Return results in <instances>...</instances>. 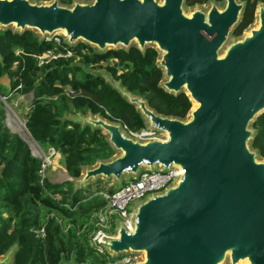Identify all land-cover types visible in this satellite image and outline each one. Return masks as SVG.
Listing matches in <instances>:
<instances>
[{
	"label": "water",
	"instance_id": "1",
	"mask_svg": "<svg viewBox=\"0 0 264 264\" xmlns=\"http://www.w3.org/2000/svg\"><path fill=\"white\" fill-rule=\"evenodd\" d=\"M244 5L223 0L221 7L210 2L186 11L184 0H89L69 6L58 0H0V27L33 31L40 41L57 34L70 46L82 42L98 52L154 48L163 75L159 86L184 92L191 102L184 119L158 115L107 79L136 106L146 126L163 133L145 141L124 135L120 124L98 115L69 116L100 129L115 151L84 167L79 178L67 175L75 188L97 179L119 181L143 164L180 171L163 192L134 206L129 230L117 222L114 236L104 240L111 257L138 254L132 264H264V159L250 147L251 124L264 112V4L256 6L254 26L230 41ZM13 248L0 264L12 261Z\"/></svg>",
	"mask_w": 264,
	"mask_h": 264
},
{
	"label": "trees",
	"instance_id": "2",
	"mask_svg": "<svg viewBox=\"0 0 264 264\" xmlns=\"http://www.w3.org/2000/svg\"><path fill=\"white\" fill-rule=\"evenodd\" d=\"M74 1L89 0L59 3L69 6ZM239 1L245 5L233 37H239L253 23L257 4H264V0ZM210 2L219 4L223 0H184V6L192 8ZM61 46L70 49L73 56L37 65L34 56L61 50ZM157 58L158 52L152 47L143 52L135 46L98 52L82 42L57 46L52 41H40L30 30L18 33L10 28L0 29V93L6 90L1 83L5 77L9 90L20 85V94H32L25 122L31 139L58 153L67 175L76 179L84 167L110 159L115 151L100 129L82 125L69 116L90 113L118 121L131 131L146 126L136 106L103 75L90 70L103 69L102 65L111 61L104 66L111 79L145 100L156 114L186 117L191 102L184 92L172 94L159 86L163 75ZM64 89L74 90L75 94L66 96ZM4 120L0 104V257L15 246L9 264H107V254L96 253L89 244L94 229L90 218L104 207L105 201L91 191V182L81 188H75L71 181L40 182L41 159L31 154L20 137L9 132ZM251 128L254 136L250 147L264 159V112ZM100 182L96 180L95 184ZM106 191L113 192L114 186ZM40 227L45 232L42 239L32 233V229Z\"/></svg>",
	"mask_w": 264,
	"mask_h": 264
},
{
	"label": "built area",
	"instance_id": "3",
	"mask_svg": "<svg viewBox=\"0 0 264 264\" xmlns=\"http://www.w3.org/2000/svg\"><path fill=\"white\" fill-rule=\"evenodd\" d=\"M43 41H52L57 46L65 43V39L60 35L45 36ZM70 46V45H69ZM62 47V46H61ZM17 51L16 53H18ZM73 52L67 47H62L61 50H48L40 55L34 56L37 60V65L44 66L51 61L59 58H71ZM21 88L19 85L14 90L8 89V94H0V104L5 112V125H18L19 116L10 107V98L13 95H18V90ZM66 96H73L74 90L64 89ZM23 98V96H19ZM26 119L22 121V126L25 127ZM116 124H120V129L124 135L145 141L155 136H161L163 133L157 130L154 126H145L139 130L131 131L128 127L118 121H109ZM56 152L50 148L48 155H43L41 159L40 169V182L46 178V169L51 161V157ZM58 155V153H57ZM125 184L114 190L113 192L100 191L97 194L105 201L103 208L94 213L89 223L94 226L93 231L89 237V244L98 254H107V264H132L136 262L140 256L138 254H126L118 257H111L104 249V240L108 237L114 236L117 222H119L125 229L129 230L133 221L134 207H130L131 204H137L153 194L163 192L168 186L176 182L180 176V171L176 166H170L168 168L155 167L150 168L147 164H143L137 172L134 174L132 171L125 173ZM58 198V197H57ZM32 233L35 237L42 239L45 236L44 228L32 229Z\"/></svg>",
	"mask_w": 264,
	"mask_h": 264
},
{
	"label": "rangeland",
	"instance_id": "4",
	"mask_svg": "<svg viewBox=\"0 0 264 264\" xmlns=\"http://www.w3.org/2000/svg\"><path fill=\"white\" fill-rule=\"evenodd\" d=\"M35 1L38 2V3H49L52 0H39V1L35 0ZM216 5L218 7H221L223 5V2L219 3V4H216ZM199 7L205 9V8L208 7V4L204 5V6H199ZM185 9H186V11H190L192 8L186 7ZM241 16L242 15H240V19H241ZM240 19H239V22H240ZM254 24H255V20L253 21L251 26H254ZM0 29H2V28L0 27ZM10 29H12V27H10ZM243 34H245V32ZM236 38L237 37H233L231 35L230 36V41H233ZM107 64H111V61H109L108 63H104L102 65L103 69H92L90 71L95 73V74H103V75H105L106 79L111 80V76L104 70V66H106ZM1 83H3L5 85V87H6V90L4 91V93H0L1 95H4V94H6L8 92V85H9L8 79L5 78V77L2 78L1 79ZM19 96H23V98L21 99V98H19ZM32 100H33V96H32L31 93H28V94H20L19 93L18 95H13L10 98L9 105L16 112V114H18L19 123H18V125H10V126L5 125V126H6V128L9 130V132L11 134H15L16 136L20 137L27 144V146L29 147L30 152H31V154L33 156H35L37 158H40L43 155H48L50 147H45V146H41V145L36 144L31 139L27 129L24 128V126L21 125L22 121L26 119L28 111L31 108ZM192 106H193V104H192ZM3 112H4V109H3ZM4 115H5V112H4ZM50 159H51V161H50L49 165L47 166L46 173H45L47 180L52 182V183H59V182L62 183L64 181H67L68 177H67V175H65L64 171H62L63 170V168H62L63 164H62V161H61V157L59 155H57V153H55L53 155V157H51ZM57 172L59 173V175L61 174L62 177H59V175H57ZM126 177H127L126 175H123L120 178L119 181H117L115 179H113V180L100 179L101 182L99 184H95L96 180H93L91 182V185H92L91 186V191L95 192L97 194L99 190L106 191L111 186L112 187L114 186V190H116V189L122 187L125 184ZM97 180H99V179H97ZM135 205L136 204H131L130 207H134ZM14 250L15 249L13 248L12 249V253H14L13 252ZM12 256H13V254H12ZM71 264H73V263H71ZM222 264H229V262L226 260ZM244 264H246V263H244Z\"/></svg>",
	"mask_w": 264,
	"mask_h": 264
},
{
	"label": "crops",
	"instance_id": "5",
	"mask_svg": "<svg viewBox=\"0 0 264 264\" xmlns=\"http://www.w3.org/2000/svg\"><path fill=\"white\" fill-rule=\"evenodd\" d=\"M59 155V154H58ZM60 156V155H59ZM61 161H62V158H61ZM62 168H63V170L62 171H64V173H65V175H67V173H66V171H65V169H64V166L62 165ZM57 175H59V173L57 172ZM59 177H62L61 176V174L59 175ZM68 177V176H67ZM57 182V181H56ZM59 183H61V182H59Z\"/></svg>",
	"mask_w": 264,
	"mask_h": 264
},
{
	"label": "flooded vegetation",
	"instance_id": "6",
	"mask_svg": "<svg viewBox=\"0 0 264 264\" xmlns=\"http://www.w3.org/2000/svg\"><path fill=\"white\" fill-rule=\"evenodd\" d=\"M222 3V2H221ZM202 6H204V5H202ZM196 7V6H195Z\"/></svg>",
	"mask_w": 264,
	"mask_h": 264
},
{
	"label": "bare ground",
	"instance_id": "7",
	"mask_svg": "<svg viewBox=\"0 0 264 264\" xmlns=\"http://www.w3.org/2000/svg\"><path fill=\"white\" fill-rule=\"evenodd\" d=\"M193 106H195V105L193 104Z\"/></svg>",
	"mask_w": 264,
	"mask_h": 264
}]
</instances>
